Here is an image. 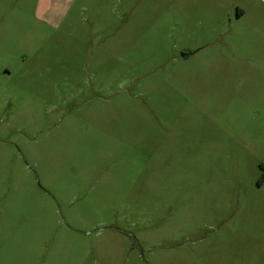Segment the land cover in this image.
Segmentation results:
<instances>
[{"label":"rangeland","instance_id":"obj_1","mask_svg":"<svg viewBox=\"0 0 264 264\" xmlns=\"http://www.w3.org/2000/svg\"><path fill=\"white\" fill-rule=\"evenodd\" d=\"M40 3L0 0V264H264V0Z\"/></svg>","mask_w":264,"mask_h":264},{"label":"crops","instance_id":"obj_2","mask_svg":"<svg viewBox=\"0 0 264 264\" xmlns=\"http://www.w3.org/2000/svg\"><path fill=\"white\" fill-rule=\"evenodd\" d=\"M74 1L75 0H41L40 4L44 5L45 7L40 5L39 10L46 8V9H44L45 12L49 11L50 13H54L56 11L63 10L67 7V11H66V13H67ZM84 7L85 6H82V8H84ZM182 54L184 55V57L181 56V58H187V57L193 55L194 52H193V50L188 49V50H185Z\"/></svg>","mask_w":264,"mask_h":264},{"label":"water","instance_id":"obj_3","mask_svg":"<svg viewBox=\"0 0 264 264\" xmlns=\"http://www.w3.org/2000/svg\"><path fill=\"white\" fill-rule=\"evenodd\" d=\"M182 57H184V55L182 54Z\"/></svg>","mask_w":264,"mask_h":264},{"label":"flooded vegetation","instance_id":"obj_4","mask_svg":"<svg viewBox=\"0 0 264 264\" xmlns=\"http://www.w3.org/2000/svg\"><path fill=\"white\" fill-rule=\"evenodd\" d=\"M182 56V55H181Z\"/></svg>","mask_w":264,"mask_h":264}]
</instances>
